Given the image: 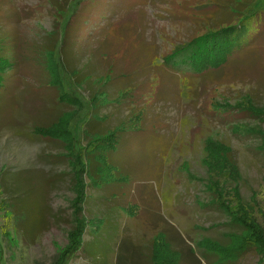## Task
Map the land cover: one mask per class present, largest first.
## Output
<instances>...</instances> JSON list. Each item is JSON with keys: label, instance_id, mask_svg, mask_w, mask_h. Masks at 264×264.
<instances>
[{"label": "rangeland", "instance_id": "rangeland-1", "mask_svg": "<svg viewBox=\"0 0 264 264\" xmlns=\"http://www.w3.org/2000/svg\"><path fill=\"white\" fill-rule=\"evenodd\" d=\"M79 1L69 0L59 11L55 0H0V44L16 57L0 84V264H53L67 245L77 195L73 157L61 142L30 131L60 111L77 112L72 132L83 146L91 126L104 133L125 123L111 166L93 183L83 176V214L92 222L66 264H119L124 238L135 245L125 264H150L149 240L159 230L175 248L192 247L201 262L206 239L228 255L230 236L242 228L217 203L209 204L217 197L210 186L238 189L250 218L264 226V120L247 112L250 106L264 110V35L243 41L223 67L193 80L169 68L165 56L194 38L200 23L228 21L203 19L216 5L233 19L249 16L256 23L264 16V0H82L76 6ZM65 33L64 52L82 76L112 70L108 85L92 77L84 90L61 73L64 87L84 99L82 107L57 103L55 88L47 84L51 72L45 63L49 59L53 68L58 62ZM48 44L56 48L47 50ZM129 87L135 95L113 101ZM93 92L96 109L88 103ZM140 111L142 125L135 127L131 120ZM206 136L230 148L237 180L209 175L201 161ZM42 206L46 224L31 239L40 228L33 210ZM259 260L250 249L220 264Z\"/></svg>", "mask_w": 264, "mask_h": 264}, {"label": "trees", "instance_id": "trees-1", "mask_svg": "<svg viewBox=\"0 0 264 264\" xmlns=\"http://www.w3.org/2000/svg\"><path fill=\"white\" fill-rule=\"evenodd\" d=\"M68 1L69 0H55V4L53 5L59 11L66 10V4ZM81 3L82 0H80L76 6ZM212 12H209L207 14L208 16L203 19L229 20L221 23L220 21H216L211 24H206L201 21L202 23H200L199 31L197 30L194 38L184 45L176 47L173 52L165 56V64H167L169 68L177 67L175 70L181 72L184 77L187 76V78L191 80H193L195 76H202L205 71L223 67L228 58L236 51L235 49L243 45V41L248 42L264 35V16L261 19H257V22L255 23L250 22L251 19H249V16H246L245 19H233L231 17L232 12L224 9V7L220 5H216ZM196 16V18L199 19L198 15ZM251 32H253V34H251ZM66 36L67 33L61 38V41H63V47L61 46L59 49L60 55L57 57L58 62H54L55 66L53 68L51 67L49 59L48 63H45L51 72V76H47V84L49 89L55 88V100L57 103L64 104L67 107H82L84 99L64 87L61 73L69 74L71 77H74L76 83L78 82L82 84L79 88L84 90L88 84H92V77L96 78L95 82L98 81V83H101L103 78L106 80L105 86L108 85L107 83H109V80L111 81L112 70H108L109 73H105L102 76H98L97 74V76H92L91 74H85L82 76L84 73L83 69H80L79 71L76 65L70 63L69 59L66 57L64 52V43L67 40L65 39ZM5 39L7 38L5 37ZM257 46L258 44L256 47ZM54 48H56L55 45L51 46V44H48L46 47L47 50H53ZM63 52L64 55H62ZM70 55L74 56L75 53L71 52L68 56ZM12 59H16V57L14 55L11 57L8 56L0 44V84L7 79V71L15 66V61ZM40 63L41 62H38V65H40ZM102 87L103 86H100V88ZM131 88L132 87L122 89L113 101L117 102L119 98H125L127 100V95L133 91V94L135 95L136 89L132 88V90H130ZM125 89L129 90L126 91ZM76 91H78L77 87ZM123 102L125 101H122V103ZM88 103L92 108L96 109L100 107L98 93L96 94L93 92ZM251 107L252 106H250V109H248L249 111L247 110V112L251 113L252 116L254 114L255 117L264 120L262 118V116H264V110ZM139 113L134 117L136 122L135 119L131 120L134 122L135 127H140L142 125L141 120L143 112L140 111ZM76 116L77 112L60 111L58 116L48 124L34 125L30 127L31 133L38 138L61 142L67 155H72L73 157L72 169L75 177L74 189L77 191V195L72 203L73 227L67 234L68 242L66 247L57 253L53 264H66L68 260L72 259L81 249L84 242V235L88 230V225L92 222L91 218L88 220L83 214V205L87 199L85 191L86 183L83 181V176L87 177L90 182L93 183L100 177V173L105 168V165L108 167L111 166V163H109L111 161V155L117 151L122 143H120L119 135H121L122 128L125 126V123L121 122L114 128L106 130L104 133H97L94 132V127L90 124L93 130L89 129L85 136L91 137V139L85 146H83L77 143L72 132L73 121ZM95 124L96 123H92L93 126ZM202 145L204 155L201 161L207 168L209 175L212 176L214 173L217 177L223 175L224 178H229L231 181H235L239 178V171L235 164L230 160V148L228 146L215 141V139L210 136H206L203 139ZM225 183L227 184V181H224V184ZM221 186L222 184L217 182L216 185L208 188L210 194L217 196L216 198L211 199L209 204L217 203L220 210L230 215L231 221H233L231 224H236L242 229L239 232L240 234L236 233L230 236L233 237L230 239L229 244L226 245L227 250H230L228 255H225V252L223 251L224 247H221V244L219 245V243L215 244V242H210L206 239L202 242L207 245L203 246L200 242H197L198 247L203 246L202 248L205 254L204 262H207L208 264H220L226 261L232 262L245 251L253 249L256 255L260 258L259 261L261 263L264 258V226L259 227L250 218L248 214V203L242 200L238 189L230 188L228 192H225ZM229 198L231 200H229ZM233 199L237 202L235 206L231 205ZM130 206L131 205H129V208L131 209ZM43 207L44 206L37 207L33 210V212L38 215L37 221L34 222V224L38 222L40 228L31 239L37 237L41 232L42 226L46 224L42 211ZM233 208H236V210L233 211ZM131 214L134 215L135 212ZM163 235L164 232L159 230L155 232L154 236L149 240L150 264H181L183 260L188 261L190 264H204V262H201L196 256H194L192 247L189 246L184 247L183 249H177L172 245V241ZM23 237L28 236L24 234ZM134 246L135 245L131 240H127V238L123 239V249L121 254L123 260H120L121 262H119V264H125V261L127 262L128 257L126 255L135 250ZM212 257H215L216 259L210 261Z\"/></svg>", "mask_w": 264, "mask_h": 264}]
</instances>
